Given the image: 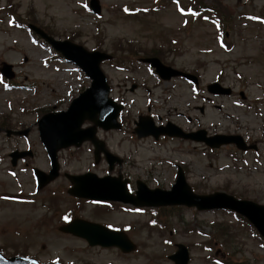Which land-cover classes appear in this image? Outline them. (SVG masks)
Segmentation results:
<instances>
[{"label":"rangeland","instance_id":"obj_1","mask_svg":"<svg viewBox=\"0 0 264 264\" xmlns=\"http://www.w3.org/2000/svg\"><path fill=\"white\" fill-rule=\"evenodd\" d=\"M195 1L198 17L190 14V7L188 14L178 10L190 6V0H97L99 15L86 8L89 0H0V67L11 64L15 76L7 82L27 87L6 91L9 86L0 75V126L28 129L25 137L0 133V150L5 154L27 147L32 152L23 161L28 168H15L16 181L6 174V163L0 165V196L22 186L35 198L31 204L0 202V246L7 256L30 254L43 263L57 258L70 264H172L167 255L180 242L189 250V264H264L262 238L243 217L226 211L184 206L122 210L117 205L94 211L89 204L77 206L66 192L69 183L63 173H108L103 158L94 163L88 141L60 150V176L38 191L33 185L31 168L46 173L50 168L38 119L49 111L65 110L89 80L74 65L51 58L45 46L36 43L43 40L34 33L36 41L26 29L29 23L38 34L111 55L101 69L110 97L125 106L123 118L118 130L96 131L105 147L122 159L111 174L129 178L134 189L137 179L150 188L169 189L177 170L174 164H179L197 194L225 192L264 204V21L256 17L264 0ZM212 9L222 19L221 34L203 17ZM224 34L228 50L219 43ZM137 56L157 57L196 74L199 90L182 79L158 82L146 66L131 62ZM214 81L230 87L232 96L209 95L205 86ZM133 83L139 87L130 92ZM139 114H151L156 124L160 116L161 121L190 131L203 129L208 135H239L258 144L257 154L237 153L234 144L211 150L176 137L138 139L133 128ZM90 124L85 121L82 127ZM69 213L125 228L136 249L123 254L115 248H92L60 233L57 227Z\"/></svg>","mask_w":264,"mask_h":264},{"label":"water","instance_id":"obj_2","mask_svg":"<svg viewBox=\"0 0 264 264\" xmlns=\"http://www.w3.org/2000/svg\"><path fill=\"white\" fill-rule=\"evenodd\" d=\"M56 49L63 50L65 55L76 60L90 78L92 83L89 88L75 98L66 111L59 113H50L45 115L39 121V130L42 142L46 146L51 160L53 169L48 177H44L38 173L40 181L46 182L56 175L57 164L55 152L61 147L71 144L78 145L84 139L92 140L96 147V155L103 150V143L94 137L95 126L81 129L82 122L87 119L95 125H99L104 129L119 127L116 117L120 106L116 105L107 93V86L104 75L99 69V62L109 56L98 51L88 52L81 46L70 43L51 42ZM151 63L156 67V71L164 79L171 76L180 75L181 72L170 67L162 65L158 60L152 59ZM5 66L2 71L7 74ZM212 92H227L221 90L217 85L209 87ZM139 137L153 135L157 138L160 134H168L171 136H182L194 140H204L211 147H218L222 143L235 142L238 147L245 148L241 140L235 137L215 136L206 138L205 132L184 134L177 127H155L152 120L148 117H140L138 127L135 129ZM106 157L112 167L114 157L106 151ZM118 160V159H117ZM119 162V160H118ZM74 186L69 192L76 196L88 197L93 199H110L121 200L123 202H131L135 205H166V204H186L188 206L195 205L198 209L204 208H221L226 207L235 209L246 215L248 219L257 227L264 236V205H259L251 201L237 200L232 196L224 193H215L211 195H196L185 183L181 173L178 174L176 183L171 191L149 190L142 182H137V195L133 196L126 192L125 182L119 179L104 177L97 178L93 174H85L81 176H70ZM60 229L64 232H70L75 235L82 236L88 240L90 244L100 243L102 245H116L122 251H129L134 245L122 232L106 230L104 227L75 219L72 222L63 225ZM179 251L172 256L176 264H186L188 253L185 247L179 245ZM0 264H39L34 260H26L21 258L5 259L0 255ZM59 264V263H55Z\"/></svg>","mask_w":264,"mask_h":264},{"label":"flooded vegetation","instance_id":"obj_3","mask_svg":"<svg viewBox=\"0 0 264 264\" xmlns=\"http://www.w3.org/2000/svg\"><path fill=\"white\" fill-rule=\"evenodd\" d=\"M1 127V126H0ZM2 129H4V127H1ZM5 160V159H4ZM3 194H7V195H11L10 193H3ZM18 197H22V196H18Z\"/></svg>","mask_w":264,"mask_h":264}]
</instances>
